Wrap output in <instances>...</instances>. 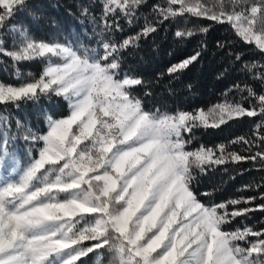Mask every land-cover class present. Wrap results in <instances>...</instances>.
<instances>
[{"label":"snow or ice","instance_id":"snow-or-ice-1","mask_svg":"<svg viewBox=\"0 0 264 264\" xmlns=\"http://www.w3.org/2000/svg\"><path fill=\"white\" fill-rule=\"evenodd\" d=\"M43 7L0 0V65L10 62L19 82H0V264H264V227L229 228L264 213V177L237 189L251 196L217 202L227 181L195 190L210 172L243 175L250 170L243 163L264 172V61H242V52L218 41L230 67L239 63L260 90L234 83L222 102L191 111L148 108L153 82L124 70L125 55L165 22L184 23L179 41L207 36L211 24L188 27L194 20L227 25L264 57V0H76L68 15L81 31L65 32L52 19L55 32L37 39L23 18L39 21ZM205 49L201 41L166 75L178 79ZM32 62L42 70L22 72ZM54 98L68 111L43 113L46 130L15 114ZM244 118H259L251 138L193 146L198 130Z\"/></svg>","mask_w":264,"mask_h":264},{"label":"trees","instance_id":"trees-1","mask_svg":"<svg viewBox=\"0 0 264 264\" xmlns=\"http://www.w3.org/2000/svg\"><path fill=\"white\" fill-rule=\"evenodd\" d=\"M37 2L44 5L40 13L41 19L37 22H30L29 18H23L25 22L31 24L32 32L37 39L52 36L55 32V29L50 27V20L52 19L57 20L65 32L78 33L81 31V26L77 24L73 17L68 15L69 8L75 9L76 0H37ZM149 2L159 3L161 0H149ZM94 11L98 14L100 9L96 7ZM193 24L203 26L211 24L207 36L197 35L191 39L179 41L175 37V31L178 28L185 27L184 23L165 22L157 34L150 36L146 40H142L138 49L132 51L131 54L125 55L124 70L126 72L153 82L152 91L155 95L154 97L145 98L148 108L164 104L169 110L191 111L196 108L207 109L218 102H222L225 99L224 93L234 83L241 81L254 83L257 90H260L259 82H253L247 79L244 74L237 71L239 63L236 65V68L230 67L225 52L228 48L233 52H242V61H264V57L256 52L252 46L244 44L227 25L194 20L187 26L192 27ZM139 27V24L132 28L124 25V32L117 35L118 37L132 35L139 30ZM201 41L206 45V49L202 52L199 62L190 66L178 79L168 77L166 69L171 64L177 63L193 54L200 47ZM218 41L228 43V48L224 51L219 50L217 48ZM226 67L229 68V71L224 73ZM5 68H7L6 71L4 70ZM20 68L24 73L32 72L38 74L42 70V65L39 62H32L22 64ZM161 73H165V75L161 76ZM221 73H224V75L220 79H217ZM0 82L9 84L19 83L13 74L10 62L7 65H0ZM231 98L232 96L229 94V99ZM236 99H239L238 95ZM67 111L66 102L54 98L51 102L42 100L39 105L25 106L15 114L21 118L27 117L33 127L46 130L43 113H49L58 117L66 115ZM257 123H259V118H244L243 120L231 121L220 129L198 130L196 132V142L193 146L200 143L212 146L228 142L239 136L251 138ZM236 147L240 148L239 145ZM19 150L21 159L27 160V145L21 143ZM240 167L241 169L250 170L245 171L243 175H236L234 180H228L229 174L235 175L234 170H230V173L222 171L210 172L207 176L199 178L195 190L198 193L212 191L222 181H227V183L223 184V190L215 193L217 202L237 195H256L253 191L238 192L237 189L246 184L262 182L261 178L264 177V172L258 170V167L250 163H243ZM245 225L257 229L264 227V213L256 212L248 218L241 217L230 225L229 228H238ZM88 264H93V260L89 259Z\"/></svg>","mask_w":264,"mask_h":264}]
</instances>
